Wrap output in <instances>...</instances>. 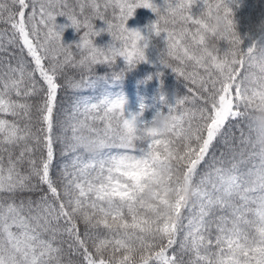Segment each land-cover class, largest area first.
<instances>
[{"label": "snow or ice", "instance_id": "obj_1", "mask_svg": "<svg viewBox=\"0 0 264 264\" xmlns=\"http://www.w3.org/2000/svg\"><path fill=\"white\" fill-rule=\"evenodd\" d=\"M140 6L156 10L151 0H0V264H264V82L248 79L245 62L264 45L242 48L227 69L180 48L187 63L169 67L188 92L163 130H138L122 95L62 94L97 87V64L146 59L141 32L126 27ZM69 26L84 29L75 50L62 42ZM100 31L112 37L105 47L94 44Z\"/></svg>", "mask_w": 264, "mask_h": 264}, {"label": "trees", "instance_id": "obj_2", "mask_svg": "<svg viewBox=\"0 0 264 264\" xmlns=\"http://www.w3.org/2000/svg\"><path fill=\"white\" fill-rule=\"evenodd\" d=\"M153 2L161 8L165 6V0H153ZM226 2L232 9L236 31L242 39L241 47L246 49L253 43L264 45V0H226ZM203 7L204 0H196L191 6L190 14L195 18ZM155 20L156 14L150 8L140 6L126 22V27L138 29L142 34L149 36L145 47V60L133 67L128 65L123 57L118 56L114 63L115 70L107 64H97L91 74L92 78L99 82L97 87L89 90L68 87L62 94L72 100L85 97L94 100L97 93L100 96V93L105 94V92L113 96L122 95L125 100L124 116L129 119L135 117L138 130L149 126L157 112L167 114L170 108L176 105L177 98L187 94L188 86L182 76H178L171 67L160 62L161 54L166 47V33L159 35L148 33V27ZM93 23L97 30L106 28L103 20L96 19ZM70 24L69 20L64 23V25ZM83 31L84 29L66 27L62 33V42L71 45L75 50V43L80 40ZM93 39L96 46L105 47L111 42L112 37L108 32L100 31ZM219 47L221 50L227 49L228 42L220 40ZM120 69H126L121 73L122 78L112 83L110 77ZM68 75L77 74L69 70ZM237 135H239L238 131ZM137 143H143L146 147L148 141H137Z\"/></svg>", "mask_w": 264, "mask_h": 264}, {"label": "clouds", "instance_id": "obj_3", "mask_svg": "<svg viewBox=\"0 0 264 264\" xmlns=\"http://www.w3.org/2000/svg\"><path fill=\"white\" fill-rule=\"evenodd\" d=\"M151 2L156 5L153 0ZM195 3L196 0H191L190 5L187 3V0H168L163 8L157 5L155 11L150 8L156 14V20L148 27V33H154L156 35L166 33L165 49L167 51L163 56V64L169 67L181 60L187 63L186 57L179 49L188 48L194 57L216 56L218 61H224L227 69V66L231 65L234 54H239L242 50V39L236 31L232 14L229 16L225 15L224 5L221 0H205L201 13L195 18L200 20L206 28H197L194 26L190 30L185 18L190 13L191 6ZM229 20L232 21L231 25L228 23ZM195 31H201L205 36L203 44L198 43V41H193L190 38L191 32ZM186 33L188 35H185ZM170 34H175L181 38V43L177 48L171 47L172 41L167 39ZM115 36L123 43L132 44V40L129 38V32L121 33L117 30ZM142 37L144 39L136 42V47L138 50L145 51L143 44L145 40L148 41L149 36L142 34ZM234 37H239V40L233 39ZM222 39L228 42V47L223 52L219 51L218 47V42ZM255 56V60L245 56L248 79L250 81L259 79L261 82H264V54L258 48ZM141 61L143 60H140L137 52L131 66L134 67ZM209 63L211 64V61ZM224 75H228L227 70H225ZM261 108L260 121L264 124V105H261ZM153 121L152 127L163 130L169 124L170 117L167 114L157 112Z\"/></svg>", "mask_w": 264, "mask_h": 264}]
</instances>
